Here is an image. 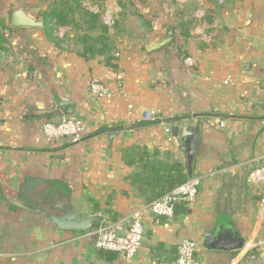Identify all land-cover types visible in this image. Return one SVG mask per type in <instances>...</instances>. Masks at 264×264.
I'll list each match as a JSON object with an SVG mask.
<instances>
[{
	"label": "crops",
	"instance_id": "0c3cea01",
	"mask_svg": "<svg viewBox=\"0 0 264 264\" xmlns=\"http://www.w3.org/2000/svg\"><path fill=\"white\" fill-rule=\"evenodd\" d=\"M84 1L100 24L113 21L103 53L82 56L69 27L51 38L42 27L4 30L0 264H174L182 240L196 243L195 264H252L243 244L261 240L264 264V184L246 181L264 156V0ZM92 80L111 97L93 96ZM60 98L84 124L78 143L43 138L42 124L63 116ZM179 178L199 179L196 199L171 219L146 217L131 261L95 249V231L126 226ZM61 209L96 222L57 229L47 215Z\"/></svg>",
	"mask_w": 264,
	"mask_h": 264
},
{
	"label": "built area",
	"instance_id": "2783aa9c",
	"mask_svg": "<svg viewBox=\"0 0 264 264\" xmlns=\"http://www.w3.org/2000/svg\"><path fill=\"white\" fill-rule=\"evenodd\" d=\"M201 10L195 11V17L203 16ZM102 25L107 28L112 27L113 21L105 16L101 18ZM60 27H56L59 37ZM7 33V32H6ZM183 65L192 68L194 62L192 58L183 59ZM117 86L119 78H116ZM89 92L99 98L107 99L111 97L108 88L98 80H92L88 86ZM150 119V114L145 116ZM224 123L219 124V128H223ZM42 135L47 144H52L61 139H68L71 143H78L85 135L84 124L71 116L63 115L56 123L46 121L41 127ZM166 132H169L167 129ZM254 166L247 175V183L249 185L264 184V156L253 159ZM199 179L189 178L185 182L177 185L162 197L150 202L143 208L133 212L126 226L120 224L112 226H104L95 231L96 238L94 247L98 251L118 253L127 262L131 261L138 253L143 235H144V219L152 220L171 219L174 216L176 206L184 203H192L197 197L199 190ZM261 240L249 241L243 244L242 250L245 257L252 264H260L259 248L262 246ZM196 252V243L192 240H182L176 249V259L174 264H195L194 254Z\"/></svg>",
	"mask_w": 264,
	"mask_h": 264
},
{
	"label": "trees",
	"instance_id": "16d2710c",
	"mask_svg": "<svg viewBox=\"0 0 264 264\" xmlns=\"http://www.w3.org/2000/svg\"><path fill=\"white\" fill-rule=\"evenodd\" d=\"M82 3L83 0H54L49 3L38 15L43 23L42 30L47 38H51L54 28L69 27L75 32L74 41L81 46L82 56L86 53L93 54L94 50L103 53V50H109L107 28L100 24L99 14L88 10ZM11 29L4 19L0 18V50L5 43L3 31ZM93 33L96 35L90 36ZM182 182L180 178L177 183L172 182L170 190Z\"/></svg>",
	"mask_w": 264,
	"mask_h": 264
},
{
	"label": "water",
	"instance_id": "95a60500",
	"mask_svg": "<svg viewBox=\"0 0 264 264\" xmlns=\"http://www.w3.org/2000/svg\"><path fill=\"white\" fill-rule=\"evenodd\" d=\"M8 25L10 28H41L43 23L41 20H36L31 17L26 11L22 9H13L9 12ZM171 32H169V37L161 42H158L152 46H150L147 50H156L165 45L170 41ZM56 107L58 109H62V113L65 116L73 115V106L70 101L64 98H60L56 102ZM56 208V207H55ZM58 209V207L56 208ZM62 210V209H61ZM62 214L47 215V220L57 229L62 230H74L77 232H88L91 224L96 222L95 218H80L73 212L68 209L62 210ZM224 236L221 235L220 238H217V241H214V236L212 234H205L204 238L206 239V243L209 244L213 248H222L228 249L230 246L225 247L220 242ZM240 245L235 244L231 246V249L239 248Z\"/></svg>",
	"mask_w": 264,
	"mask_h": 264
},
{
	"label": "rangeland",
	"instance_id": "374dc122",
	"mask_svg": "<svg viewBox=\"0 0 264 264\" xmlns=\"http://www.w3.org/2000/svg\"><path fill=\"white\" fill-rule=\"evenodd\" d=\"M53 1L54 0H0V16H3L5 23L8 24L9 12L13 9H22L36 20H41L38 16L39 13ZM86 1V3H89V0Z\"/></svg>",
	"mask_w": 264,
	"mask_h": 264
}]
</instances>
